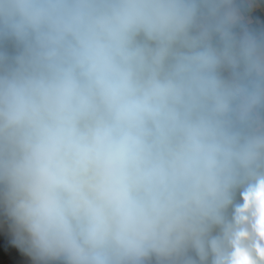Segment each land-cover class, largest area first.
Instances as JSON below:
<instances>
[{
  "label": "clouds",
  "instance_id": "obj_1",
  "mask_svg": "<svg viewBox=\"0 0 264 264\" xmlns=\"http://www.w3.org/2000/svg\"><path fill=\"white\" fill-rule=\"evenodd\" d=\"M3 247L264 264V0H0Z\"/></svg>",
  "mask_w": 264,
  "mask_h": 264
},
{
  "label": "crops",
  "instance_id": "obj_2",
  "mask_svg": "<svg viewBox=\"0 0 264 264\" xmlns=\"http://www.w3.org/2000/svg\"><path fill=\"white\" fill-rule=\"evenodd\" d=\"M0 262H2V264H15L12 251L7 247L0 248Z\"/></svg>",
  "mask_w": 264,
  "mask_h": 264
},
{
  "label": "trees",
  "instance_id": "obj_3",
  "mask_svg": "<svg viewBox=\"0 0 264 264\" xmlns=\"http://www.w3.org/2000/svg\"><path fill=\"white\" fill-rule=\"evenodd\" d=\"M11 251H12L13 259H14L15 261H17V260H18V258H17V254L19 255V253L16 252L15 250H11Z\"/></svg>",
  "mask_w": 264,
  "mask_h": 264
},
{
  "label": "built area",
  "instance_id": "obj_4",
  "mask_svg": "<svg viewBox=\"0 0 264 264\" xmlns=\"http://www.w3.org/2000/svg\"><path fill=\"white\" fill-rule=\"evenodd\" d=\"M17 258L19 259V255L17 254Z\"/></svg>",
  "mask_w": 264,
  "mask_h": 264
},
{
  "label": "rangeland",
  "instance_id": "obj_5",
  "mask_svg": "<svg viewBox=\"0 0 264 264\" xmlns=\"http://www.w3.org/2000/svg\"><path fill=\"white\" fill-rule=\"evenodd\" d=\"M14 260V259H13ZM15 261V260H14ZM16 262V261H15ZM12 263V262H11Z\"/></svg>",
  "mask_w": 264,
  "mask_h": 264
}]
</instances>
